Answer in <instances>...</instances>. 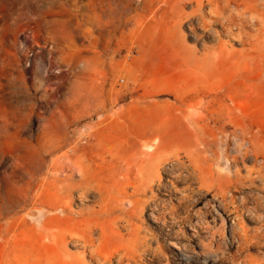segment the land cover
Here are the masks:
<instances>
[{
  "label": "rangeland",
  "instance_id": "rangeland-1",
  "mask_svg": "<svg viewBox=\"0 0 264 264\" xmlns=\"http://www.w3.org/2000/svg\"><path fill=\"white\" fill-rule=\"evenodd\" d=\"M224 1L0 0V264H264V0Z\"/></svg>",
  "mask_w": 264,
  "mask_h": 264
},
{
  "label": "bare ground",
  "instance_id": "bare-ground-1",
  "mask_svg": "<svg viewBox=\"0 0 264 264\" xmlns=\"http://www.w3.org/2000/svg\"><path fill=\"white\" fill-rule=\"evenodd\" d=\"M231 5H233L232 8L230 7ZM254 7H256V5L253 6V4H252L251 5L252 11L259 10L258 8L255 9ZM222 8L223 9L226 8L227 11H232L233 13L241 15L248 8V6L243 4V6L241 8L240 3H237V2L231 1V0H225L223 2ZM222 11H224V10H222ZM222 11H221V13H223ZM232 12H227V15L229 16L230 13H232ZM258 12H261V10ZM257 14H259V13H257ZM150 139H153V138H142V143H143L142 147H146L147 150L152 148L150 145L151 143L149 144ZM135 143H136V147H138V149L141 148V147H139L140 146L139 144L141 143V141H140V143L137 141ZM102 144L103 143H100L99 141L96 140V143H95V148L97 149L96 156L100 160V162L96 163V165L99 167H103V166L107 165L109 170H111V172H113L116 176L123 175L125 165L127 164L124 161L125 159L123 157L117 156L116 155L117 153H114L113 151H111L109 148H106ZM131 146H132V144L130 145V148H129L130 150H131ZM136 147H134V148H136ZM134 148H133V150H134ZM134 151H135V153H144L145 158H150V157L156 156V154H155L156 151H150V152H148V151L142 152L140 150H134ZM108 153H109V156L111 157L109 160L106 159ZM88 160L90 161L91 158L86 157L81 162L82 171L80 170V173H81L80 182H79L80 185H82L86 190H89L88 187L93 186V188H95V190H97V193L102 198H105V197L108 198L109 196H111V192H112L111 186H113V184L112 183H109V185L103 184L102 179L94 173L95 168H94V170L89 171L88 169L90 168L91 165H93L94 160H92L91 162H89ZM136 177H137V179L135 181H133V185H135L134 188L136 190L140 189V188L142 189L146 183H149L148 179H149L150 175L148 174V171L146 169H144V170L142 169L141 174L139 176H136ZM107 180L110 181L109 179H107ZM130 183L132 185V181ZM124 193H126V191ZM118 194H120V191H118ZM150 215L152 217L154 216L152 211H151ZM102 232H103V227H102Z\"/></svg>",
  "mask_w": 264,
  "mask_h": 264
}]
</instances>
